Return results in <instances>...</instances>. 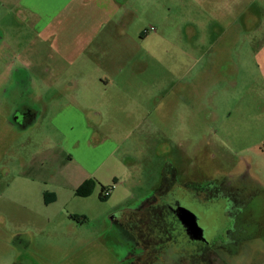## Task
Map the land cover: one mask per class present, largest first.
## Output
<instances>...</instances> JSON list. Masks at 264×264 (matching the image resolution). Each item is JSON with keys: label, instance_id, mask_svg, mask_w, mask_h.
<instances>
[{"label": "rangeland", "instance_id": "obj_1", "mask_svg": "<svg viewBox=\"0 0 264 264\" xmlns=\"http://www.w3.org/2000/svg\"><path fill=\"white\" fill-rule=\"evenodd\" d=\"M226 1L223 11L203 16L213 22L190 27L180 26V0H174L178 10L162 3L156 15L148 9L131 13L129 45L123 49L133 45L136 58L110 79L105 62L85 68L92 72L91 84L77 91L80 102L72 112L74 121L97 127H90L77 150L75 139L67 141L70 129L63 136L56 125L68 119L65 104L74 95L52 94L54 108L27 129L5 121L14 105L10 94L4 96L0 264L28 258L39 264H125L129 248L119 219L152 196L196 214L199 224L188 239L207 244L222 235L229 239L221 218L226 204L205 201L199 198L205 194L198 196L192 188L244 172L264 184V30L255 29L264 12L254 15L255 4L262 6L264 0ZM200 13L206 12L196 7L194 17ZM57 65L71 66L51 61V67ZM20 88H15V100ZM143 116L144 121H137ZM42 149L43 156L38 155ZM86 151L95 157L82 169ZM101 186L111 190L106 198ZM258 220L261 227L235 264L264 262V215ZM173 246L182 253L170 250L157 264L186 259L189 244L182 239Z\"/></svg>", "mask_w": 264, "mask_h": 264}, {"label": "crops", "instance_id": "obj_2", "mask_svg": "<svg viewBox=\"0 0 264 264\" xmlns=\"http://www.w3.org/2000/svg\"><path fill=\"white\" fill-rule=\"evenodd\" d=\"M162 3L168 10H178L174 0H0V102L10 94L9 98L15 106V88L21 87L19 92L25 94L28 106L38 112V123L40 119L45 120L54 108L52 94L74 95L73 100L65 104V107L68 105V119L65 121L63 117L58 121L54 119V122L63 136L70 129L67 141L75 139L74 149L77 150L85 133L92 131L90 127H97V124L91 125L90 121H74L76 114L72 112L80 102L77 91H85L91 84L88 78L92 72L85 70L86 66L107 63L104 73L109 79L121 73L122 68L136 58L132 57L135 56L133 45L123 49L124 45H129L127 38L131 13L148 9L149 13L156 15L160 13ZM223 3L216 7L210 0H180V26L183 23L190 27L213 22L214 18L210 20L209 16H203L223 11L229 2L223 0ZM255 6L254 15L257 17V13L264 12V4ZM196 7L198 11L206 13L194 17ZM255 29L264 30V20ZM140 37L143 38L144 34L141 33ZM120 43L122 49L117 48ZM40 61L47 63L40 68ZM51 61L76 66L75 69L70 65L67 68L59 65V68L51 67ZM118 62L121 63L119 70L113 71L114 64ZM18 76L20 79L16 81ZM104 82L108 84V80ZM157 92L160 94V90ZM9 117L10 114L5 121L13 126ZM137 121H144V116ZM86 122L88 127H85ZM13 139L17 141L16 137ZM93 147L96 149L97 144ZM37 154L43 156V149ZM91 156L95 157L91 151L82 152L81 157L86 159L79 164L82 169L89 168ZM71 160L77 159L74 157ZM25 253L30 254L27 250ZM28 260L31 261L17 260L10 264H39L34 258Z\"/></svg>", "mask_w": 264, "mask_h": 264}, {"label": "flooded vegetation", "instance_id": "obj_3", "mask_svg": "<svg viewBox=\"0 0 264 264\" xmlns=\"http://www.w3.org/2000/svg\"><path fill=\"white\" fill-rule=\"evenodd\" d=\"M18 96L9 120L27 129L37 123L38 112L28 106L24 93L19 92ZM192 189L198 196L205 194L199 197L205 201L217 199L220 206L226 204V208L221 209V218L222 225L224 223L229 231V239L224 240L225 235H222L223 238L210 244L188 239L189 234L195 233L194 225L199 224L196 214L186 213L180 203H159L152 196L137 210L119 219L120 235L129 248L125 264H157L170 250L180 253L173 244L182 239L191 248H186V259L181 258L180 264H235L239 261L238 255L247 248L251 235L261 227L258 218L264 215V184L244 172L236 179L222 176L218 180L212 179L208 186ZM255 201L261 205H253ZM258 208H261L260 214Z\"/></svg>", "mask_w": 264, "mask_h": 264}, {"label": "trees", "instance_id": "obj_4", "mask_svg": "<svg viewBox=\"0 0 264 264\" xmlns=\"http://www.w3.org/2000/svg\"><path fill=\"white\" fill-rule=\"evenodd\" d=\"M101 188H102V191H101V197L102 198H106V195H104L105 194V191H106V189L108 188V187H105V186H101Z\"/></svg>", "mask_w": 264, "mask_h": 264}, {"label": "built area", "instance_id": "obj_5", "mask_svg": "<svg viewBox=\"0 0 264 264\" xmlns=\"http://www.w3.org/2000/svg\"><path fill=\"white\" fill-rule=\"evenodd\" d=\"M110 191H111L110 188H107L105 191V195H109Z\"/></svg>", "mask_w": 264, "mask_h": 264}]
</instances>
